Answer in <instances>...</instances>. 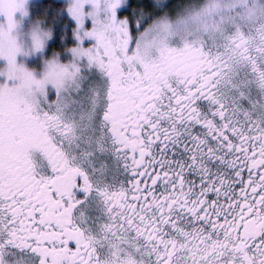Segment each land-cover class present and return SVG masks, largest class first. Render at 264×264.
<instances>
[{
    "label": "snow or ice",
    "instance_id": "1",
    "mask_svg": "<svg viewBox=\"0 0 264 264\" xmlns=\"http://www.w3.org/2000/svg\"><path fill=\"white\" fill-rule=\"evenodd\" d=\"M0 264H264V0H0Z\"/></svg>",
    "mask_w": 264,
    "mask_h": 264
}]
</instances>
